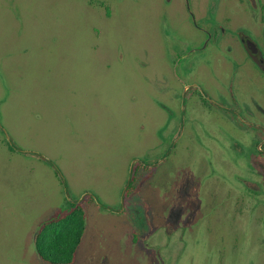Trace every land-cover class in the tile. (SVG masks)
Listing matches in <instances>:
<instances>
[{"label": "rangeland", "instance_id": "1", "mask_svg": "<svg viewBox=\"0 0 264 264\" xmlns=\"http://www.w3.org/2000/svg\"><path fill=\"white\" fill-rule=\"evenodd\" d=\"M104 2L0 0V264H264V74L175 65L182 0ZM74 207L73 262L46 261L33 236Z\"/></svg>", "mask_w": 264, "mask_h": 264}, {"label": "flooded vegetation", "instance_id": "2", "mask_svg": "<svg viewBox=\"0 0 264 264\" xmlns=\"http://www.w3.org/2000/svg\"><path fill=\"white\" fill-rule=\"evenodd\" d=\"M88 3L103 7L104 13L106 15L109 14V10H106L104 7V0H88ZM182 5L184 19L186 22L189 21L187 23H189L193 29L188 30L187 25L184 26V24L178 25V29H175V32H179L176 34V38L180 42V47L179 44H174L170 49V55L175 65L185 59H189L194 66L200 58H205V60L208 59L207 53H211L212 58L217 57L218 59L228 60L235 64L250 60L257 69L264 74V0H196L194 4H191L190 0H182ZM234 9L243 11L244 18L251 19L254 23H257L256 26L246 25L245 27L242 24H238L234 27L228 26L230 25L231 16L233 20ZM166 27L170 33L175 28L174 25L170 24H166ZM182 27H184L186 33L183 32ZM229 27L233 29H229ZM193 66H191V69L186 70L188 75L191 74ZM182 82L184 95L189 89H196L199 91L197 84L192 85V82L187 84L184 81ZM202 96L203 95H200L201 98ZM252 106L260 109L264 113V107L261 106V104ZM249 109L248 105L245 106L246 112L251 115L252 111ZM248 119H250L248 120L249 124L259 126L264 133V127H262V125L255 124L251 117H248ZM252 139L253 141L256 140L254 143L255 146L260 143L259 147L261 149L264 144V134L259 140L252 135ZM8 146H11V149H16L11 143H9ZM247 184V191H245V193L241 191V195H237L234 201V203L237 204L241 203V206L239 205L238 208L239 210L242 209L245 213L243 219H246V212H250V198L255 200V206H258L260 201V198L258 199L255 194H253L252 197L250 195V189H252V191L258 189L257 185L249 181L246 182V185ZM188 193L192 196L190 192ZM80 200L81 199H78L77 201ZM184 207H190L189 210L194 209L195 213L198 212L199 209L198 202L194 199L193 202H190V204ZM190 212L191 211H188V214L185 215L184 218L188 215L194 217L189 214ZM34 237L35 235L33 238Z\"/></svg>", "mask_w": 264, "mask_h": 264}, {"label": "trees", "instance_id": "3", "mask_svg": "<svg viewBox=\"0 0 264 264\" xmlns=\"http://www.w3.org/2000/svg\"><path fill=\"white\" fill-rule=\"evenodd\" d=\"M83 227L84 214L76 207L60 218L45 221L34 237L36 252L53 263L73 262Z\"/></svg>", "mask_w": 264, "mask_h": 264}]
</instances>
